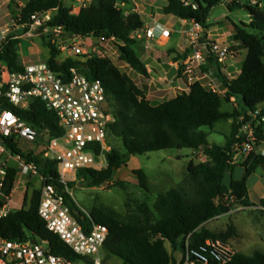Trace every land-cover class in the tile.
Wrapping results in <instances>:
<instances>
[{"label":"trees","instance_id":"16d2710c","mask_svg":"<svg viewBox=\"0 0 264 264\" xmlns=\"http://www.w3.org/2000/svg\"><path fill=\"white\" fill-rule=\"evenodd\" d=\"M222 1L167 0L163 11L166 15L200 23L205 28L207 37L210 12ZM118 2L119 0H91L79 13H73L71 8L63 5V0H28L19 23H29L33 13L57 10L47 22L48 25H62L67 31L83 36L94 34L97 37H115L120 41L121 60L138 73L148 75V69L138 54V41L133 37L136 30L145 27V21L137 11L126 13ZM228 7L230 10L245 9L250 14V21L234 24L233 40L247 48V55L238 77L231 82L225 81L227 91L224 96L196 81L188 92L154 105L130 75L123 72L108 56L98 53L61 59V52L42 39L48 50L46 61L55 71L61 72L76 66L89 79L102 80L110 108L116 117L109 127L113 148L107 155V166L101 170H79L78 178L83 180V184L88 187L102 186L112 181L117 171L127 165L132 156L150 151L203 148L208 157V160L199 163L191 161L186 178L177 187L160 193L153 206L147 202L139 203L127 215L106 206L91 210V218L107 225L110 230L104 245L106 255L119 257L124 264H175L173 252L181 248L186 253L188 246L193 257L198 253H206L211 258V264H219L206 241L220 239L225 243L238 234L237 227L230 226L227 232L217 233L204 224L229 212L234 203L255 205L250 200L247 176L258 167L264 169L263 154L254 153L249 157L245 164V177L238 179L231 175L229 182L226 179L228 173L233 171L231 161L239 115L258 108L264 111V10L259 2L254 3L253 0H230ZM19 43L20 39L12 34L2 43L0 59L5 61L11 71L24 68L20 61ZM188 53L189 50H186L178 56L185 58ZM213 61L214 58L211 57L207 64ZM203 68L208 69L205 66ZM233 97L239 100L240 110L224 111V100L229 102ZM5 105L40 131L49 130L53 135L62 133L57 114L40 99L33 100L31 107L25 110L9 103ZM224 119H233L232 130L225 144H209L208 132L204 127L213 128ZM112 138L120 139L123 149L117 148ZM256 138L257 145L264 144V123L256 126ZM35 160L41 175L48 177V182L56 184L65 194L72 213L82 224L89 226V216L58 182V162L40 158ZM133 173L140 187L149 190L147 172L136 168ZM18 178V170L12 168L6 182L8 194L12 193ZM117 184L124 185L123 182ZM74 185L75 182L69 184L70 188H74ZM40 199L41 190L37 188L29 208L15 210L3 217L0 220V237L23 240L30 235V239L34 241H46L52 253L78 262L82 257L47 229L46 222L39 214ZM230 199H233L232 204L228 203ZM76 210L80 211V215H76ZM168 243L172 246V251ZM223 264H264V251L256 249L250 255L236 252L229 262Z\"/></svg>","mask_w":264,"mask_h":264},{"label":"built area","instance_id":"2783aa9c","mask_svg":"<svg viewBox=\"0 0 264 264\" xmlns=\"http://www.w3.org/2000/svg\"><path fill=\"white\" fill-rule=\"evenodd\" d=\"M90 2L80 0L79 11ZM125 4L126 1L118 2L119 6ZM49 13H33L29 23L21 24L26 28L24 35L41 37L67 56H91L83 45L86 37L95 35L71 33L62 25L50 26L47 24L51 19ZM205 31L195 21H190L186 30L189 53L184 60L183 73L191 85L201 80L202 67L211 57L224 64L233 55L230 44L212 40L208 34L206 37ZM171 34L169 27L157 22L136 30L133 37L141 41L145 49H150L162 45ZM14 37L20 38V35L14 34ZM98 38L102 42L117 40L115 37ZM1 48L2 42L0 51ZM23 67L20 71H11L0 59V220L14 211L9 206L11 193L6 191L10 170H18V179L22 176L39 177V214L47 229L58 235L74 253L89 259L91 264H103L104 245L110 232L108 226L94 221L90 215L89 226L82 224L66 203L65 194L56 184L48 182V177L41 175L35 159L41 155L43 159L58 162V182L69 194V184L78 178L79 170H101L107 166V155L113 148L109 127L116 117L110 108L106 87L101 79H89L76 66L57 72L44 60L24 62ZM35 99L43 101L57 114L61 134L53 135L49 130L34 128L18 112L5 105L9 103L25 110ZM259 123H264L262 108L239 115L231 163L242 161L246 164L252 154L258 153L256 126ZM22 141L34 145L23 152L18 148ZM260 153L264 155V151ZM12 161L18 166H12ZM44 242L34 241L30 235L23 240L0 237V264H78L52 253L48 243L45 246ZM206 244L219 264L229 262L235 253L220 239H208ZM181 264H211V258L206 253L193 257L188 246Z\"/></svg>","mask_w":264,"mask_h":264},{"label":"rangeland","instance_id":"374dc122","mask_svg":"<svg viewBox=\"0 0 264 264\" xmlns=\"http://www.w3.org/2000/svg\"><path fill=\"white\" fill-rule=\"evenodd\" d=\"M121 0H119L120 2ZM230 0H223L220 4L214 6L210 12L209 23L212 28H218L219 33L222 32H232L234 29V24H242L243 22H249L250 14L245 9L236 8L230 10L228 7V2ZM261 5V9L264 10V0H255ZM28 0H0V42L5 41V37L12 34L20 35V43L18 46L20 61L23 64L24 62H33V61H44L48 55V50L42 41L43 38L35 37L28 38L26 37L25 30L19 23V18L22 17V12L27 5ZM133 0H128L126 4L120 7L125 10L126 13H129L134 8L132 5ZM139 10L143 13L147 11H152L150 6L153 7V12H158L164 16L162 11L163 3H167V0H138ZM80 0H63V5L67 8H71L73 13H79ZM152 4V5H150ZM57 13V10L50 11V17L54 16ZM168 25L173 29V35L169 41H165L162 45L156 46L159 49H166L169 46L182 47L183 41L180 38V35L175 32V30L181 25L177 24L176 20H171L169 16H165ZM145 19L153 24V21L149 20L145 16ZM233 36L228 37L227 43L230 44L231 48H234ZM119 40H112L102 42L97 36H88L84 41V49L87 51V54H98L102 53L113 61L123 72H127L130 76L134 74L131 67L127 65L120 57L119 49ZM138 54L142 58V52L144 51V46L141 41H138L137 44ZM167 51H157L155 54V62L160 63L164 60V55ZM160 54V56H159ZM66 53H61L60 58H65ZM245 55L241 58V62L237 67H234L231 70L232 74H229L230 78H234L238 73V68H241L243 59ZM154 72H158L157 69L152 68ZM206 72L208 69L203 68ZM142 77V82L140 79H136V82L140 86H145L148 89H152V94L158 93L157 85L151 83L153 77H157L156 73H149ZM144 87V88H145ZM218 91L217 86L215 87ZM220 94L224 96V93ZM153 96V95H152ZM171 94L163 93L157 99L158 102L165 101L171 98ZM227 101L224 100L222 105L224 110L230 108V110H240V102L238 99H235L231 105L226 104ZM232 120H221L217 122L213 129L210 127H204L206 132H208L207 140L211 145H224L226 142L227 136L231 133L232 130ZM113 144L117 148H122V141L118 138H112ZM34 144L22 141L18 144V148L23 152L30 149ZM263 145V144H261ZM136 159H132L129 163L122 168H120L114 179L110 182H106L99 187H88L83 184V180L76 178L74 188H69L70 195L76 202V204L81 208L83 212L87 215H90L91 210L95 207L106 206L112 208L124 215L129 214L132 210L136 208L139 203L147 202L150 206H153L157 196L160 193H163L171 188L177 187L180 182H182L188 173V165L194 160L196 163L203 162L208 160V157L204 154L203 148L192 149L188 147L184 148H168L157 151H150L145 154L135 155ZM40 159H43L39 155ZM46 160V159H43ZM12 166L17 167L18 164L14 161L11 162ZM133 168H141L148 173L150 180V189H142L138 183L136 175L133 173ZM234 176L241 177L244 175L245 168L242 166H237L233 168ZM27 176H22L20 179H17L15 182V188L12 191L11 199L9 201V206L12 210H19L21 208H29L30 202L33 197V193L37 188L41 186V179L39 177H33L30 179ZM117 182H123L124 185H118ZM248 182L251 188L254 189L256 184L257 189L262 191L264 189V170L262 168L258 169L257 172L251 174L248 178ZM70 187V186H69ZM254 192V191H253ZM253 196H255L253 194ZM232 201H228L231 203ZM232 212L227 215H221L215 218L212 222L213 224L208 225L214 232L224 233L227 232L230 226H237L242 233H250L256 230V226L253 225L258 223V227L264 231V222L259 218L260 213L254 212L252 209L246 210L243 208V205L234 203L231 205ZM230 210V211H231ZM229 211V212H230ZM240 241V236H236L230 240L232 247L237 248V244ZM224 243V242H223ZM225 244L229 245L227 242ZM44 245L47 246V243L44 242ZM170 250L172 246L168 244ZM255 249H261L264 251L262 246H254L253 249L248 252L251 253ZM179 260H181L184 252L181 248L178 249ZM103 264H124L123 260L116 256H107L105 251ZM178 260V261H179ZM78 264H91L90 261L86 258H82L78 261Z\"/></svg>","mask_w":264,"mask_h":264},{"label":"crops","instance_id":"0c3cea01","mask_svg":"<svg viewBox=\"0 0 264 264\" xmlns=\"http://www.w3.org/2000/svg\"><path fill=\"white\" fill-rule=\"evenodd\" d=\"M165 0H163L164 2ZM149 3L150 0H148ZM134 4V8L132 10L139 12L144 21H145V26H152L155 25L157 22L163 24L166 27H169L172 31L171 36L173 35V29L168 25V21L165 16H169L171 20H176L177 24L181 25V27L177 28L175 30L176 33H178L180 35L181 40L184 42L182 47H175V46H169L166 49H159L155 47H152L150 49H145L142 52V58H143V62L145 63L148 72L149 73H156L157 77H153L151 79V83L157 85V90L158 93L156 94H152V89H148L146 88L144 85L140 86L139 83L136 82V79H140V81L142 82V77H145L144 75L138 73L136 70H134L133 68L132 71L134 72V74L132 76H130L137 84L139 87H141L144 91L145 94L147 96V98L150 100V102L154 105L160 104L162 102H158L157 99L161 96V94L166 93V94H171V98L172 99L174 97H176L178 94L182 93V92H188L190 90L191 87V83L189 82V79L187 78L186 75H184L183 73V69H184V60L186 59L183 57H179L178 54H183L186 50L188 49V44H187V36H186V30L189 26L190 20L187 19H180L174 15H166L164 14L161 15L160 13H156L153 12V7L150 6V9H152V11H147L145 13H143L142 11H140L139 9V2L138 0H133L132 5ZM152 5V4H150ZM166 5V3H163L162 6V11H163V7ZM164 13V11H163ZM145 16L148 17L149 20L153 21V24H150L146 19ZM250 21V20H249ZM207 34L209 36L210 39L212 40H218V41H223L226 42L229 35L233 36L234 34V29L232 32H222L219 33V29L218 28H212L211 24L209 26V28L207 29ZM171 38V37H170ZM170 38L166 41H169ZM227 43V42H226ZM229 44V43H227ZM232 45H234L233 50V55L229 57V59L227 60L226 63L224 64H219L216 61L210 62L208 64H205L203 66H205L206 68H208V72H206L203 67H202V73L200 74L201 76V83L208 89H215L217 92H221L224 93L227 91V86L225 85V81L227 82H231L234 79H236L238 77V75L241 72V68H238V73L234 78H230L229 74H232L231 70H233L234 67H237V65L240 64L241 62V58L245 55L244 59L246 58L247 55V48L239 42L233 41ZM157 51H167V53L164 55V60L160 63H157V61L155 62L153 59H155V54H157ZM160 56V54H159ZM243 59V61H244ZM243 64V62H242ZM242 67V65H241ZM152 68L157 69L158 72H154V70ZM218 87L219 89H221L220 91H218L215 87ZM145 87V88H144ZM153 95V96H152ZM167 99V100H169ZM235 97L231 98V100L229 102H226L227 105H231L232 102L235 101ZM166 101V100H165ZM240 108V105H239ZM223 109V107H222ZM224 110V109H223ZM224 111H231L230 108H228L227 110ZM228 120H232L233 119H228ZM213 129V128H211ZM230 135V134H229ZM194 149V148H192ZM261 151H264V144L263 145H259L257 147V152L260 153ZM136 159L135 155L131 157L130 161L132 159ZM194 161V160H192ZM195 162V161H194ZM129 163V162H128ZM196 163V162H195ZM233 164V168L237 167V166H242L245 168V172L244 175L241 177H235L234 176V171H231L230 173H228L227 175V182L230 181L231 179V175H233L235 178H243L246 176V166L245 163H242V161H237L232 163ZM262 167H258L256 169L255 172H257L258 169H260ZM134 169V168H133ZM136 169V168H135ZM263 169V168H262ZM264 170V169H263ZM253 172V173H255ZM251 173V174H253ZM148 174V173H147ZM247 176V184L249 186V196H250V200L255 204L252 206H244L243 208H246V210H250L252 209V211L254 212H259L260 216L259 218H261L264 222V189L262 191L258 190L256 187L257 185H254V189L250 187L249 182H248V178L249 176ZM254 191V192H253ZM12 194V193H11ZM253 194L255 196H253ZM232 210L230 212L224 213L222 215H227L229 213H231ZM221 216V215H220ZM219 217V216H217ZM215 217V218H217ZM211 219L208 222H206L204 225L205 227L209 228L210 230H212L208 225L213 224V220L215 219ZM256 226V230L250 233L247 232H243L237 227L238 230V234L231 237L227 243L229 244L228 246L236 253V252H240V253H244L247 255L252 254L248 253L253 249V244L254 246H262L264 247V231H260L262 229H260L258 227V223L256 221L255 224H253ZM236 236H240V241L237 244V248L235 249L234 247L230 246V240ZM169 244V243H168ZM256 250V249H255ZM172 251V250H171ZM179 250H176L173 252V256L175 258L176 263L175 264H181V260H179ZM179 260V261H178Z\"/></svg>","mask_w":264,"mask_h":264},{"label":"water","instance_id":"95a60500","mask_svg":"<svg viewBox=\"0 0 264 264\" xmlns=\"http://www.w3.org/2000/svg\"><path fill=\"white\" fill-rule=\"evenodd\" d=\"M75 213H76V215H80V211H78V210H76ZM83 218H84V216H83Z\"/></svg>","mask_w":264,"mask_h":264}]
</instances>
